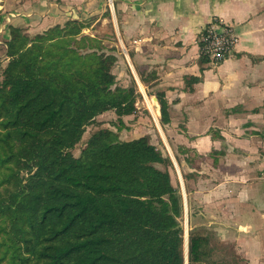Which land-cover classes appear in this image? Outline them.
<instances>
[{"label": "trees", "instance_id": "16d2710c", "mask_svg": "<svg viewBox=\"0 0 264 264\" xmlns=\"http://www.w3.org/2000/svg\"><path fill=\"white\" fill-rule=\"evenodd\" d=\"M67 21L36 34L11 27L0 80V264H184L180 190L147 136L119 140L88 125L134 114L111 49ZM160 121H168L163 94ZM187 264H215L210 232H188Z\"/></svg>", "mask_w": 264, "mask_h": 264}, {"label": "crops", "instance_id": "0c3cea01", "mask_svg": "<svg viewBox=\"0 0 264 264\" xmlns=\"http://www.w3.org/2000/svg\"><path fill=\"white\" fill-rule=\"evenodd\" d=\"M110 2L34 0L22 6L36 21L44 14L39 26L45 27L62 24L70 9L82 17L108 9L122 44L124 86L133 80L140 93L138 111L126 118H136L137 137L147 136L169 157L183 208L216 239L214 263L264 264V0ZM213 18L234 25L239 36L216 66L199 46ZM158 94L167 105L165 123Z\"/></svg>", "mask_w": 264, "mask_h": 264}, {"label": "rangeland", "instance_id": "374dc122", "mask_svg": "<svg viewBox=\"0 0 264 264\" xmlns=\"http://www.w3.org/2000/svg\"><path fill=\"white\" fill-rule=\"evenodd\" d=\"M34 0H0V80H1V72L2 69L7 64L8 57L6 55L7 52V42L10 39L11 27H16L21 29L24 35L34 37L36 34L45 31L46 29L52 28L56 25L64 26L67 21H78L84 25L82 28L81 34L90 36L92 38L98 39V43L96 47L111 49V53L117 57V61L112 67V72L116 76V83L121 87H128L132 83L133 80H128L126 86H124V77H126L124 73V66L122 63L123 54L121 51V45L119 40L117 39L118 30L115 22H111L107 18H109V12L106 7H111L110 0H106V7L102 16L94 14H89L86 17L79 16V12L76 10L73 12L71 9L68 13V19L65 20L62 24H54L49 27L39 26L41 23V19L45 16L44 14L38 15L37 21L30 13V11L26 12L22 5L28 6V4L32 3ZM4 5V6H3ZM6 5V6H5ZM16 7V8H15ZM21 7V9H19ZM6 9V10H5ZM24 16L28 17V21L22 22L19 24V19ZM30 18V19H29ZM14 20V21H13ZM117 35V36H116ZM119 42V49L116 44ZM122 66V67H121ZM139 100V99H138ZM138 103V102H136ZM141 111L142 108H139ZM138 111V108H137ZM146 114V111H143ZM136 114V112H135ZM136 120V118H133ZM132 118H126V116L118 117L113 110L106 111L99 116L96 117L95 121L88 125L85 129V132L82 135V138L79 143H77L74 148L71 149V152L74 156H79L81 150L85 146V143L89 139V137L99 129H110L113 131L119 140L132 139L137 137L140 133L135 131L134 126L137 125ZM172 174V171H171ZM173 177V176H172ZM174 183V182H173ZM183 197V195H182ZM185 207V206H184ZM180 225L184 231V243H183V254H184V264L188 262V232L193 229L204 227V222H196L191 219L186 209L183 208L182 216L179 218ZM213 232V231H212ZM213 241V242H212ZM213 245L218 246L216 243V239L212 236Z\"/></svg>", "mask_w": 264, "mask_h": 264}, {"label": "built area", "instance_id": "2783aa9c", "mask_svg": "<svg viewBox=\"0 0 264 264\" xmlns=\"http://www.w3.org/2000/svg\"><path fill=\"white\" fill-rule=\"evenodd\" d=\"M238 40L234 25L221 18H213L200 33V53L216 66L234 51Z\"/></svg>", "mask_w": 264, "mask_h": 264}]
</instances>
